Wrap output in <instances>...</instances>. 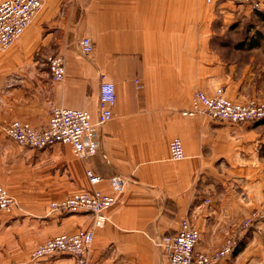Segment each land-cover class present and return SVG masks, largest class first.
Segmentation results:
<instances>
[{
    "label": "crops",
    "instance_id": "1",
    "mask_svg": "<svg viewBox=\"0 0 264 264\" xmlns=\"http://www.w3.org/2000/svg\"><path fill=\"white\" fill-rule=\"evenodd\" d=\"M249 9L231 0H44L23 35L0 51V186L18 202L0 210V264H73L64 253L31 259L47 239L93 227V213L52 211L50 204L93 189L114 194L115 174L128 183L104 227L94 230L87 264H167L155 239L176 233L185 219L199 231L197 250L214 253L264 204V133L255 132L264 120L181 114L198 90L212 96L224 87L239 103L264 98L253 73L237 77L220 50H235V41L220 39L219 28H233ZM85 36L95 44L88 56L81 52ZM251 42L239 48L264 55V39L249 48ZM51 55L65 57L63 81L51 76ZM102 76L114 82L117 99L98 131L97 155L80 159L62 143L33 149L6 135L13 121L47 125L50 103L95 120ZM175 136L184 145L181 161L170 158ZM87 170L102 180L92 184ZM215 264H264V219Z\"/></svg>",
    "mask_w": 264,
    "mask_h": 264
},
{
    "label": "built area",
    "instance_id": "2",
    "mask_svg": "<svg viewBox=\"0 0 264 264\" xmlns=\"http://www.w3.org/2000/svg\"><path fill=\"white\" fill-rule=\"evenodd\" d=\"M206 1L213 2V0ZM231 1L255 9L261 6L257 0ZM43 6L44 0H0L1 52L7 51L15 44ZM80 45L81 52L86 56L95 50V44L88 36L81 39ZM47 63L52 78L63 81L66 74L65 57L51 55L47 58ZM116 99L114 82L102 76L98 95V114L95 120L89 111L59 107L50 103L47 125L37 128L26 122L13 121L4 127V131L21 146L46 149L62 143L70 145L76 157L86 159L100 152L98 131L112 119ZM181 114L186 117L209 116L215 120L230 123H255L264 120V100L239 103L228 99L222 89H217L212 96L198 90L192 96L191 106L183 110ZM169 152L173 161L186 158L180 137L175 136L170 140ZM86 174L92 184L102 180V177L92 170H87ZM109 182L114 194L93 189L52 202L50 204L52 211L76 213L83 210L93 213V227L47 239L32 251L31 259L36 260L64 253L72 257L73 264H87L88 252L94 241V230L104 227L107 221L105 212L117 202L118 195L124 192L128 179L121 174H115ZM17 204V200L0 186V210L9 212ZM261 219H264V205L254 210L241 226L225 239L222 246L210 254L197 250L199 231L186 219L181 221L176 233L157 237L155 245L163 251L167 264H215L230 255L245 239L247 232Z\"/></svg>",
    "mask_w": 264,
    "mask_h": 264
},
{
    "label": "rangeland",
    "instance_id": "3",
    "mask_svg": "<svg viewBox=\"0 0 264 264\" xmlns=\"http://www.w3.org/2000/svg\"><path fill=\"white\" fill-rule=\"evenodd\" d=\"M261 4L259 9H255L252 7V10L249 9V13L245 14L240 12V15L236 16L234 19V27L231 29H220L217 31L219 34L220 39H228V41L233 40L235 41V50L229 45L228 47L220 46V50L226 51V59L230 61H234L236 65V76L243 77L245 74V70L249 73L251 71L254 76V80H258L261 83V89L264 93V55L260 54L259 52L255 51H248V50H241L242 46L239 48L240 41L242 40H251L253 42H259L260 39H264V19L260 17V15L264 16V0H257ZM205 2H207L205 0ZM209 3V2H207ZM206 4V3H205ZM216 20H214L215 22ZM246 78V77H244ZM218 89H222L225 93V88L220 87ZM215 94V93H214ZM213 94V95H214ZM227 97V96H226ZM261 97V96H260ZM264 97V95H263ZM250 100L261 101L263 99H248L246 102ZM235 102V101H234ZM243 102V103H246ZM264 123V122H263ZM256 134L263 135L264 133V125L258 127L255 130ZM264 205V204H263ZM256 209H259L256 208ZM254 209V210H256ZM253 210V211H254ZM251 211L236 227L239 228L242 222L253 212ZM256 224V223H255ZM235 229V230H236ZM234 231V230H233ZM232 233V232H231ZM230 233V234H231ZM229 234V235H230Z\"/></svg>",
    "mask_w": 264,
    "mask_h": 264
},
{
    "label": "trees",
    "instance_id": "4",
    "mask_svg": "<svg viewBox=\"0 0 264 264\" xmlns=\"http://www.w3.org/2000/svg\"><path fill=\"white\" fill-rule=\"evenodd\" d=\"M260 17H261L262 19H264V16H263V15H262V16L260 15ZM254 45H255V42L252 41V42L249 44V48L253 47Z\"/></svg>",
    "mask_w": 264,
    "mask_h": 264
}]
</instances>
